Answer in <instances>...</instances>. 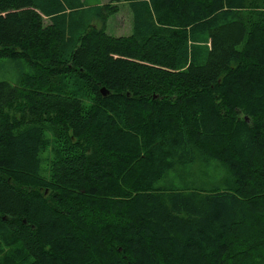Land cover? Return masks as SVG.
Instances as JSON below:
<instances>
[{"label": "trees", "instance_id": "16d2710c", "mask_svg": "<svg viewBox=\"0 0 264 264\" xmlns=\"http://www.w3.org/2000/svg\"><path fill=\"white\" fill-rule=\"evenodd\" d=\"M171 2L0 0V264H264V0Z\"/></svg>", "mask_w": 264, "mask_h": 264}, {"label": "rangeland", "instance_id": "374dc122", "mask_svg": "<svg viewBox=\"0 0 264 264\" xmlns=\"http://www.w3.org/2000/svg\"><path fill=\"white\" fill-rule=\"evenodd\" d=\"M107 1L103 4L109 6L110 9H114L109 12L110 9H106L102 14L107 15L105 20V30L111 36H129L132 33V9L131 3H128V0H96V3H93V0H84L85 6L94 7V4H102L101 2ZM172 0H163V6L169 5ZM150 7L151 4H149ZM172 6V5H169ZM168 6V7H169ZM96 9V8H94ZM153 22L155 18H153ZM158 27L160 24H158ZM94 25L96 27L102 26V18L99 17L96 19ZM27 69L22 63H16L10 60H0V81H7L13 84L19 83L20 76L26 72ZM10 108V113H14L13 107ZM5 111V109H3ZM236 256H234L235 258ZM234 258L232 260L234 261Z\"/></svg>", "mask_w": 264, "mask_h": 264}, {"label": "crops", "instance_id": "0c3cea01", "mask_svg": "<svg viewBox=\"0 0 264 264\" xmlns=\"http://www.w3.org/2000/svg\"><path fill=\"white\" fill-rule=\"evenodd\" d=\"M93 3H96V0H93ZM101 3H102V4H99V3L94 4L93 6H94V7L101 6V5L105 4V3H107V1H105V2L102 1Z\"/></svg>", "mask_w": 264, "mask_h": 264}, {"label": "water", "instance_id": "95a60500", "mask_svg": "<svg viewBox=\"0 0 264 264\" xmlns=\"http://www.w3.org/2000/svg\"><path fill=\"white\" fill-rule=\"evenodd\" d=\"M101 92H102L103 94L105 93L103 89L101 90Z\"/></svg>", "mask_w": 264, "mask_h": 264}]
</instances>
